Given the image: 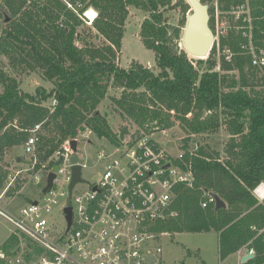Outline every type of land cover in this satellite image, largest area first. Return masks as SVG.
<instances>
[{"label": "trees", "instance_id": "1", "mask_svg": "<svg viewBox=\"0 0 264 264\" xmlns=\"http://www.w3.org/2000/svg\"><path fill=\"white\" fill-rule=\"evenodd\" d=\"M170 2L87 1L86 7L98 14L95 17V11L88 10L86 16L95 18L92 28L105 40L94 46L79 31L84 19L62 1L2 0L0 16L5 26L0 31V59L5 56L14 69L38 71L51 87L23 91L17 77L0 65V160L7 150L22 146L38 123L37 166H51L50 155L82 125L108 143H116L127 129L114 133L98 105L109 86L120 87L115 101L122 117L146 129H166L177 120L185 133L178 163L190 168L192 185L176 186L171 207L177 214L153 229L168 233L216 230L220 260L239 249L253 248L254 256L239 264H264V199L259 201L253 194L264 183V87L257 89L261 82L264 85V69L241 51L242 37L234 31L221 38V47L233 53L230 61L222 53L217 57L214 44L208 57L194 64L170 42L164 23V8ZM178 4L189 8L184 0ZM130 5L148 13L139 34L155 53L158 72L139 62L127 68L116 63ZM80 39L81 46L76 44ZM52 98L56 100L53 108L49 107ZM222 123L229 134L222 155L208 144L190 141L191 135L216 132ZM7 175L0 167V190ZM21 183L16 178L7 193L14 194ZM205 190L218 194L226 206L201 207ZM17 241L16 236L8 237L5 252L9 254Z\"/></svg>", "mask_w": 264, "mask_h": 264}, {"label": "built area", "instance_id": "2", "mask_svg": "<svg viewBox=\"0 0 264 264\" xmlns=\"http://www.w3.org/2000/svg\"><path fill=\"white\" fill-rule=\"evenodd\" d=\"M60 1L66 9L92 23L86 16L87 11L92 10L91 6L86 7L87 0ZM214 10L225 18V24H221L220 47L221 38L234 31L242 37L241 51L264 69V26H261L264 0H216ZM215 39L214 33V42ZM220 51L226 60H231L233 53L227 46ZM55 105L56 100L52 98L49 107ZM39 130L40 123L30 129V135L22 144L27 155L24 168L10 179L15 180L25 172L35 185L42 179L44 182L38 196L22 206L17 214L0 208V213L16 228L10 236L18 238L9 254L3 247L0 249V264L154 263H149L148 256L157 257L161 249L150 244L160 235L153 228L159 221L177 214L171 207L176 186L192 185L190 168L178 163L182 161V151L172 156L146 133L119 137L116 143H109L108 149L102 147L96 152L103 167L97 179L90 181L82 176L86 163L77 154V145L79 141L88 142L94 134L92 129L85 125L77 127L75 136L66 139L50 155L51 166L47 163L37 166L35 149ZM72 139L77 141L75 151L70 144ZM75 165L80 166L83 180L69 191ZM50 172L54 173L52 184L43 192ZM259 188L254 189L255 195L262 201L264 189ZM200 204L201 207L215 205L213 192L205 190ZM67 207L71 209L70 224L66 218ZM57 213L62 222L56 220ZM246 250L254 253L253 248Z\"/></svg>", "mask_w": 264, "mask_h": 264}, {"label": "rangeland", "instance_id": "3", "mask_svg": "<svg viewBox=\"0 0 264 264\" xmlns=\"http://www.w3.org/2000/svg\"><path fill=\"white\" fill-rule=\"evenodd\" d=\"M87 1L89 2V0ZM184 1L186 2V0ZM201 1L209 6V24L215 33L216 39L214 44L216 43V55L219 57L221 54L219 42L222 36L220 32L222 30L221 24H225V22H223L225 18L219 16L215 12L214 4L216 0ZM91 8L95 11L97 16L98 12L93 7ZM189 12L190 7L187 9L182 7L178 4V0H171L170 4L164 8V23L167 25L168 33L171 36L170 42L178 50H184L182 45V33ZM147 15L148 13L141 7L128 6V15L123 25L121 46L116 52V63L119 66L127 68L139 62L149 67L154 72H158L155 53L143 44L139 34L140 25ZM85 19L86 21L83 20V25L79 27L82 38L90 45H102L105 40L98 35L94 28H92L93 22L89 23L86 17ZM4 26L5 21H3L0 16V31ZM175 29L178 30V35L176 36H174ZM76 44L81 46V39L76 40ZM186 54L188 55V53ZM188 57L193 59L194 64L195 60L198 59L190 55H188ZM0 65L4 70L17 77L23 91L32 92L35 87L39 85L45 86L46 88L51 87V83L44 79L38 71L28 72L20 67L17 69L10 67L5 56L1 57ZM218 67L219 65H217L216 68L218 69ZM260 75L261 73H259L258 76ZM263 87L264 85L261 82L257 86V89H262ZM121 91L122 88L120 87L109 86L106 96L98 105L99 112L106 116L108 124L114 133L120 134L125 127L127 132L124 137L130 135L134 137L138 134L146 133L162 144L172 156H177L181 151L183 152L181 145L183 144L182 138L185 136V133L182 131L177 120L173 121V124L166 129L150 126L146 129L137 125L129 117H122L120 115V108L116 104L115 99L120 97ZM228 136V131L224 127V123H222L221 127L216 132L191 135L190 141L198 145L208 144L211 149L219 151L222 155L223 147L229 138ZM102 147L108 149L109 143L95 134L90 136L88 142H78L77 154H79L81 160L86 163V166L82 170V176L90 181H95L97 179L98 171L103 167V162H99L95 156L96 152ZM17 158H19L18 162L16 161ZM26 158L27 155L24 154L22 146H18L11 150H7L0 160L1 169H6L8 171L7 178L0 190V208L10 214H17L22 206L34 200L38 196L44 182L42 179L39 185H35L30 175L28 176L25 172H21L17 177L22 181L20 189L12 195L7 193V190L14 184V178L11 180L10 177L15 175L18 170L24 168V159ZM9 182L11 183L10 185ZM258 187H260L259 189H264V183L261 182ZM253 194L255 195V190H253ZM56 220L62 222L59 213H57ZM15 230L16 228H14L7 218L0 213V249H2L3 243L10 236L12 231ZM159 233V238L155 242L151 241L150 243L154 245V248L159 247L161 249L156 255L157 262L152 264H239L241 263V257L244 255V248H242L239 252L227 256L224 260H220L218 251V231L216 230H211L209 232Z\"/></svg>", "mask_w": 264, "mask_h": 264}, {"label": "water", "instance_id": "4", "mask_svg": "<svg viewBox=\"0 0 264 264\" xmlns=\"http://www.w3.org/2000/svg\"><path fill=\"white\" fill-rule=\"evenodd\" d=\"M186 2L190 7V12L186 17L182 33V45L188 55L197 57L198 59H204L209 55L214 43V32L209 24V6L201 0H186ZM70 144L72 149L75 151L77 141L72 139ZM192 147H194V144H192ZM72 161H75L74 156H72ZM53 169H57V165L54 166ZM72 170V180L69 184V191H71L76 182L83 180L81 179V169L79 165L73 166ZM53 177L54 173L50 172L47 177V186L42 189L43 192L51 186ZM213 196L215 198V209L226 206L225 201L218 194L213 193ZM65 212L68 224H70L71 209L67 207L65 208ZM253 256L254 254L249 253V250H245V254L241 257L240 262H245ZM148 260L149 263L157 262V258L155 256H148Z\"/></svg>", "mask_w": 264, "mask_h": 264}, {"label": "crops", "instance_id": "5", "mask_svg": "<svg viewBox=\"0 0 264 264\" xmlns=\"http://www.w3.org/2000/svg\"><path fill=\"white\" fill-rule=\"evenodd\" d=\"M16 161L18 162L19 161V158H17L16 159ZM244 250V251H243ZM242 251H243V253L245 254V250H246V248H244Z\"/></svg>", "mask_w": 264, "mask_h": 264}, {"label": "bare ground", "instance_id": "6", "mask_svg": "<svg viewBox=\"0 0 264 264\" xmlns=\"http://www.w3.org/2000/svg\"><path fill=\"white\" fill-rule=\"evenodd\" d=\"M95 16H96V13H95ZM94 20V19H93Z\"/></svg>", "mask_w": 264, "mask_h": 264}, {"label": "flooded vegetation", "instance_id": "7", "mask_svg": "<svg viewBox=\"0 0 264 264\" xmlns=\"http://www.w3.org/2000/svg\"><path fill=\"white\" fill-rule=\"evenodd\" d=\"M157 258V257H156Z\"/></svg>", "mask_w": 264, "mask_h": 264}]
</instances>
